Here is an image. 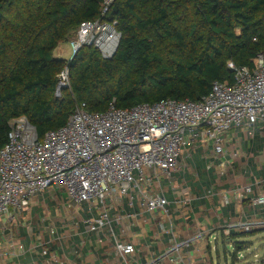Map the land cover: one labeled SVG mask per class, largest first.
<instances>
[{
	"label": "built area",
	"instance_id": "built-area-1",
	"mask_svg": "<svg viewBox=\"0 0 264 264\" xmlns=\"http://www.w3.org/2000/svg\"><path fill=\"white\" fill-rule=\"evenodd\" d=\"M115 1L103 0L100 17L80 23L66 42L68 50L58 46L68 53L66 59L83 47L96 48L104 59L114 57L122 33L118 22L107 16ZM228 67L233 82L215 81L199 100L166 99L132 108L117 107L113 101L101 112L79 103L64 126L42 139L26 116L13 119L8 141L0 149V219L15 218L48 189L64 191L75 205L88 202L92 208L102 203L99 216L85 221L86 231L94 233L98 243L112 240L120 264H189L185 250L193 245L201 251L198 243L206 242L217 251L219 237L226 243L233 234L264 231V55L258 54L253 66L229 61ZM69 77L66 66L58 75L57 96L69 87ZM197 154L217 183L230 173L237 175L236 169L242 182L234 180L231 187L219 191L214 205L222 232L216 234H207L194 215L189 187L178 191L176 205L187 209L186 220H194L192 234L181 238L163 180L172 181L175 173L189 171L198 176L190 164ZM183 181L187 186L186 178ZM107 199L122 206L127 199L130 207L137 200L155 219L161 217L152 241L140 243L138 236L131 237L130 222L116 232ZM165 218L170 226L164 225ZM233 243L234 258H245L238 248L243 241ZM72 251L82 257V245ZM209 261L214 264L211 254ZM251 264H264V259L255 255Z\"/></svg>",
	"mask_w": 264,
	"mask_h": 264
},
{
	"label": "trees",
	"instance_id": "trees-1",
	"mask_svg": "<svg viewBox=\"0 0 264 264\" xmlns=\"http://www.w3.org/2000/svg\"><path fill=\"white\" fill-rule=\"evenodd\" d=\"M102 2L0 0V149L20 116L42 139L79 103L101 112L113 101L121 108L196 101L215 81L233 82L229 61L253 66L264 55V0H116L107 16L122 33L113 58L94 47L55 56L81 22L100 17ZM66 66L70 85L57 96Z\"/></svg>",
	"mask_w": 264,
	"mask_h": 264
},
{
	"label": "crops",
	"instance_id": "crops-1",
	"mask_svg": "<svg viewBox=\"0 0 264 264\" xmlns=\"http://www.w3.org/2000/svg\"><path fill=\"white\" fill-rule=\"evenodd\" d=\"M56 49L55 56L67 57L65 52L61 51V47ZM190 164L197 170L198 176L189 171L186 175L175 173L172 181L163 180V185L167 188L166 198L170 202L168 207L179 236L185 238L194 231L193 218L186 220L184 216L187 214V209L176 205L175 202L177 201L176 193L185 190L186 187H189L194 197L192 201L194 215L203 229L207 230V234L222 232L217 226L219 219L216 216L214 204L219 202V191L231 187L234 180L242 182V177L236 169L237 175L230 173L223 177V182L217 183L214 174L204 170V161L200 154L196 155L194 161L190 160ZM184 178H186L187 186L183 181ZM209 191H212V194ZM107 203L110 206L109 216L112 226L116 232L119 227L130 222L133 232L131 237L138 236L140 243L152 241L158 230V224L162 221L161 217L155 219L153 214L142 208L137 200L134 207L128 205L127 199L124 206L114 205L110 199H107ZM102 207V203L92 208L88 202L75 205L68 202L64 191L46 190L42 195L35 197L31 206L20 211L15 218L4 216L0 219V264H120L114 252L112 240L104 238L102 243H98L97 236L86 231L85 221L90 217L99 216V210ZM228 207L223 208L225 213ZM163 222L165 226L171 224L169 218H165ZM234 235L236 234L230 238L238 239L239 236L233 237ZM220 240H222L221 237L217 240V245ZM76 245H82V257L73 253L72 249ZM198 245L201 251L195 249L196 245L185 250L187 262L212 264V261L206 263L210 254L212 256L210 247L206 242L198 243ZM152 249L156 250L157 245L154 244ZM141 261L144 262L145 259L141 258Z\"/></svg>",
	"mask_w": 264,
	"mask_h": 264
},
{
	"label": "rangeland",
	"instance_id": "rangeland-1",
	"mask_svg": "<svg viewBox=\"0 0 264 264\" xmlns=\"http://www.w3.org/2000/svg\"><path fill=\"white\" fill-rule=\"evenodd\" d=\"M62 46L67 49L66 43H62ZM57 50V49H56ZM57 52V51H56ZM68 55V53H65ZM239 241H243V243H239L240 251L246 255L243 259H236L232 257V254L235 252V246L233 239L231 242H222V240L218 243V250L212 251V258L214 264H251L252 260L255 258V255H259L262 259H264V231H257L252 234H243L238 237ZM249 248V249H248ZM231 253V254H230Z\"/></svg>",
	"mask_w": 264,
	"mask_h": 264
}]
</instances>
